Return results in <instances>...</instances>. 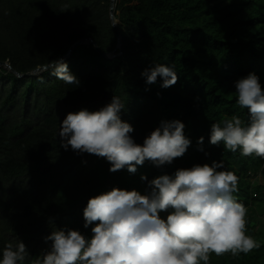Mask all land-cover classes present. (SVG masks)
I'll list each match as a JSON object with an SVG mask.
<instances>
[{
    "label": "trees",
    "instance_id": "1",
    "mask_svg": "<svg viewBox=\"0 0 264 264\" xmlns=\"http://www.w3.org/2000/svg\"><path fill=\"white\" fill-rule=\"evenodd\" d=\"M110 3L0 0V62L19 74L63 58L78 41H93L76 46L65 60L79 86L58 80L51 69L19 78L0 66V250L22 240L30 264L50 248L45 237L55 229L91 237L95 225L84 228L83 216L90 198L117 187L146 194L160 175L222 161V170L239 177L233 195L245 205L247 234L259 247L237 256L213 253L209 264H264V158L210 143L212 123L234 115L248 119L236 103L235 82L254 72L264 87V0H116L121 52ZM95 46L116 56L104 58ZM154 63L174 64L177 83L166 89L162 78L146 84L142 72ZM115 95L138 144L161 121H182L191 140L185 155L160 168L146 161L135 173L111 172L106 158L61 147L67 114L98 111Z\"/></svg>",
    "mask_w": 264,
    "mask_h": 264
},
{
    "label": "clouds",
    "instance_id": "2",
    "mask_svg": "<svg viewBox=\"0 0 264 264\" xmlns=\"http://www.w3.org/2000/svg\"><path fill=\"white\" fill-rule=\"evenodd\" d=\"M49 67L58 80L79 86V79L62 58ZM142 76L148 85L162 78L165 89L178 81L174 64L154 63ZM235 89L236 103L247 110L248 119L234 115L212 123L210 143H223L227 150H239L244 157L264 158V87L253 72L237 80ZM124 107L115 95L98 111L67 114L60 125L61 147L106 158L111 172L127 168L135 173L146 161L160 168L185 155L191 140L182 121H161L141 145L130 135L133 126L119 116ZM203 143L204 137H200L198 144ZM223 168L222 161L196 164L178 169L174 175L156 177L146 194L117 187L94 196L83 210L84 228L95 225L91 237L67 227L55 229L45 237L46 242L51 241L50 248L30 264H209L213 253L248 254L259 244L247 234V209L233 195L239 177ZM147 179L141 176L142 181ZM161 212L170 214L163 219ZM0 255V264H26L30 256L22 240L8 243Z\"/></svg>",
    "mask_w": 264,
    "mask_h": 264
},
{
    "label": "water",
    "instance_id": "3",
    "mask_svg": "<svg viewBox=\"0 0 264 264\" xmlns=\"http://www.w3.org/2000/svg\"><path fill=\"white\" fill-rule=\"evenodd\" d=\"M115 2H116V0H111V3H110V18H111L112 27H113V29H114L116 35L118 36V44H117V46H116V50H122V42H121V40H120V38H119V33H118V30H117V22L115 21L114 14H113V13H114ZM87 41L92 42V40H90V39H84V40L78 41L77 43H75L74 45H72V47H71L70 50L68 51L67 55H65L62 59H63V60H66L67 57L69 56V54L72 52V50H73L76 46H78V45H80V44H85ZM95 50H96L99 54H101L104 58L110 59V58H113V57H114L112 54H107V53H104V52L100 51V49H99L97 46H95ZM0 66H3V67H5V68H7L8 70H10L11 72H13V73H14L17 77H19V78H22V77H24V76H32V75H36V74H38L39 72H43V71H45V70H47V69L50 68L49 65H48V66H45V67H40V68H38V69L32 71L31 73L19 74V73L16 72L14 69H12V68L10 67V65L7 64L6 62H0Z\"/></svg>",
    "mask_w": 264,
    "mask_h": 264
},
{
    "label": "rangeland",
    "instance_id": "4",
    "mask_svg": "<svg viewBox=\"0 0 264 264\" xmlns=\"http://www.w3.org/2000/svg\"><path fill=\"white\" fill-rule=\"evenodd\" d=\"M116 22H117V24H119L117 20H116ZM256 179H257L256 177H251V180H253V181H255ZM259 220L261 222L259 226H263L264 225V214L260 215Z\"/></svg>",
    "mask_w": 264,
    "mask_h": 264
}]
</instances>
